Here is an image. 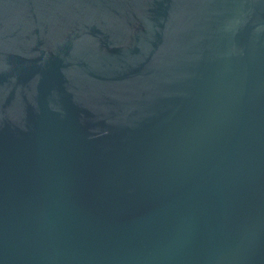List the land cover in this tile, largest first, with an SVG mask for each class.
<instances>
[{"label":"water","instance_id":"95a60500","mask_svg":"<svg viewBox=\"0 0 264 264\" xmlns=\"http://www.w3.org/2000/svg\"><path fill=\"white\" fill-rule=\"evenodd\" d=\"M0 264H264V0H0Z\"/></svg>","mask_w":264,"mask_h":264}]
</instances>
